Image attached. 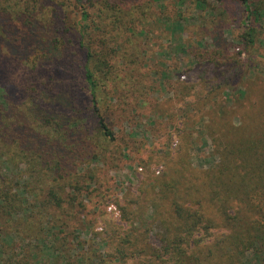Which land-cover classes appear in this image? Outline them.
<instances>
[{"label": "rangeland", "instance_id": "1", "mask_svg": "<svg viewBox=\"0 0 264 264\" xmlns=\"http://www.w3.org/2000/svg\"><path fill=\"white\" fill-rule=\"evenodd\" d=\"M118 1L82 0L81 18L75 0H0L7 117L65 146L63 124L82 135L68 157L0 140L22 204H0V264H264V0ZM28 25L42 49L8 43ZM50 91L79 109L62 121Z\"/></svg>", "mask_w": 264, "mask_h": 264}, {"label": "trees", "instance_id": "2", "mask_svg": "<svg viewBox=\"0 0 264 264\" xmlns=\"http://www.w3.org/2000/svg\"><path fill=\"white\" fill-rule=\"evenodd\" d=\"M82 0H75V3L77 4V11L80 13V17L81 18H86L89 16L90 12L92 11L89 7L84 8V6H82L80 4ZM120 2H125V3H129L131 2V0H119L118 3ZM240 2L242 3V5H244L246 11H248V5H247V0H240ZM13 24H19L20 20L19 19H13L11 20ZM249 36V39L251 38V33L249 32L247 34ZM5 37L8 41V43L12 46H17V48H19V50L24 51V50H29L31 48H36V49H42V47L40 46V40L38 35L33 31V28L31 25L25 26L23 27L19 32L17 31L16 28L14 27H10V29H6L5 31ZM87 53H86V62L85 65L83 67V79L84 81L88 84L89 88H91L93 90V88H95V82L93 80V73H92V69L90 68L89 64L91 62V57L92 54L90 53L91 50L90 48H86ZM51 55V54H48ZM50 59V57H49ZM58 66L55 65V67ZM6 69V70H5ZM0 70H5V77L7 79H9L8 76V67L5 68V64L4 62L0 61ZM2 75V73H1ZM44 90H46L45 88H43ZM41 90L40 87H38V85H35V94H32L31 97L37 98L38 97V93ZM20 93V91H19ZM51 95V101L49 102V104L46 106L48 107V111L53 114V115H59V116H63L60 117L62 121L64 120V117L66 116V113L68 112V108H72L75 110H78V106H79V98L78 96L75 94L74 98H72V100L70 101H61L60 99H56V94L52 91H50ZM18 94V91L15 93V96L12 97V99L10 98V96H6V98H3V102H0V140L1 139H8L9 141L13 142L15 145H17V148L20 151H30L33 154H43L46 151H54L56 153H62L63 155H65V157H68V153H70L69 149L72 147H78L81 144L80 139L82 138V135L80 134V132L73 130L72 129H67L66 127L63 126L59 127L60 130H65L64 132V136L66 137V143L67 145H63L61 143L58 142H50L48 140V138H46L45 136H43L42 134H38V132H33L31 127L26 123V121H20L18 119L15 120H11L7 117V113H8V107L5 106V103L7 105L8 104H14V100L16 98V95ZM62 102V103H61ZM94 105H93V114L92 116H95L94 121L96 122V120L98 121V125L100 127V129L103 131L104 135L106 137H111L110 131L105 127L104 123L102 120H100L97 117L96 112L98 111V108H96L95 106V102L93 101ZM72 105V106H71ZM54 121V119L52 118H48L47 122H52ZM43 172L44 175H43ZM33 183L31 184V191H34L35 189V185L42 180V177H46L47 176V170H41L40 172H33ZM0 186H3V188H0V204L5 205V203L10 204L8 209L12 208V212H15L17 210L20 209V207L22 206V204L20 203L21 201H19L17 198L18 196L12 195L11 193L8 192L9 188L7 186V183H1ZM28 184L26 186H22L21 188H19L20 190L22 189L23 192L27 193L25 189H27L28 191H30V189L28 188ZM56 192V191H55ZM9 194V197H8ZM50 196V195H49ZM7 204V205H8ZM45 208V206L43 207ZM33 210L35 211V214L37 215V207L29 210L32 214H33ZM11 212V214H12ZM29 215L27 216H20V219L23 221V229L24 231L19 232L18 234H22V238L21 239H31L29 237L30 231L32 229H30L29 225H30V220H29ZM28 218V220H27ZM11 220V218L9 217V221ZM8 221V222H9ZM15 235V236H10L12 238V241H14L16 238V236L19 238V235ZM52 235V234H51ZM65 242H63L64 244ZM54 250H57L58 248V253L60 254V258L66 262H70L68 260V257L66 256V254H64L59 247L58 243H54L53 245ZM92 257H89V259ZM79 259H81V261H85V258L81 255L79 257ZM22 260H25L22 259ZM22 260H20L19 262L16 261L15 263L19 264ZM100 264H108L106 261L103 260H99L98 261ZM91 264V262H90ZM111 264V263H110Z\"/></svg>", "mask_w": 264, "mask_h": 264}]
</instances>
